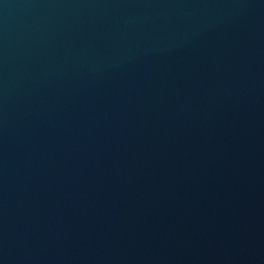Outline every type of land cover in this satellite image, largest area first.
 I'll return each mask as SVG.
<instances>
[{
  "label": "water",
  "instance_id": "obj_1",
  "mask_svg": "<svg viewBox=\"0 0 264 264\" xmlns=\"http://www.w3.org/2000/svg\"><path fill=\"white\" fill-rule=\"evenodd\" d=\"M0 264H264V0H0Z\"/></svg>",
  "mask_w": 264,
  "mask_h": 264
}]
</instances>
